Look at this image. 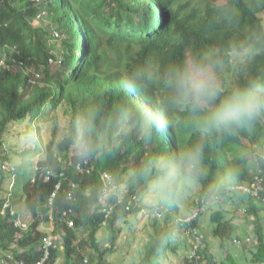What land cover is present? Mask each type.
I'll use <instances>...</instances> for the list:
<instances>
[{"label": "trees", "instance_id": "obj_1", "mask_svg": "<svg viewBox=\"0 0 264 264\" xmlns=\"http://www.w3.org/2000/svg\"><path fill=\"white\" fill-rule=\"evenodd\" d=\"M262 12L264 0H197L195 4L191 0H0V58L4 57L6 62L0 67V259L7 264L37 262L43 256L45 239L59 233L61 239H52L44 264H55L60 254L61 264H107L106 252L97 241L100 229L106 225L110 230L109 242L113 247L122 231L118 221L129 215L137 216L140 209L147 207L142 200L147 192L145 183H128V174L153 156L179 152L203 139L204 175L199 186L184 196L187 211L206 206L205 201L213 198L215 201L206 208L210 211L207 228L200 221L203 212L190 226L191 234L192 231L199 234L200 245L191 255L189 225L173 221V209L178 203L170 204L163 209L164 223L154 217L150 240L138 252L140 260L143 264H160L168 252L175 255L181 252L183 264H264V159L255 156L256 161L249 164L244 156L231 155L242 144H248L252 153H264V119L228 135L203 132L194 126L196 116L188 110L186 101L175 98L167 80L171 67L192 60L203 61L210 54L218 62L217 75L225 91L250 79L264 78ZM44 19L49 25L43 24ZM57 30L62 36L54 38ZM248 46H253L257 53L249 52L250 60L237 68L236 85L227 84L224 73L233 64L232 55ZM13 59L23 65L16 66ZM136 69H144L151 78L142 81L135 93H129L121 81ZM36 73L43 76L37 78ZM120 105L131 106L141 117L145 113H158L165 126L152 128L150 138L145 139L133 122L115 140L116 147L111 153L106 151L108 137L98 142L89 157L94 165L89 175L75 171L69 159L73 146L67 135L73 122L92 108L99 110L101 119H110ZM58 110L66 119L60 137H56L55 126L52 139L44 145L37 125L31 126L32 157L27 149L23 150L25 157L16 164L12 177L10 202L1 195L4 180L11 176L3 168L5 163L12 162L5 147L6 133L17 129L26 119L46 120L51 112L59 122ZM28 128L29 124L23 127L26 133ZM19 134L15 132L16 137ZM13 153L19 156L20 152ZM37 153L44 156L37 158ZM72 159L74 162L80 158ZM251 166L261 172L262 189L257 195L241 190L221 194L219 189L211 193L230 168L238 171L235 184L251 183L253 175L248 173ZM47 169L56 172L50 179L44 177ZM102 171L118 175L125 189L122 201L107 199V205L111 206L107 219L97 202ZM33 176L35 182L31 181ZM59 182L60 188L56 189ZM135 194L138 198L133 202ZM7 200L10 205L4 207ZM21 202L33 217L26 229L15 225L19 211L13 207ZM228 206L248 213L252 233L241 228L236 235L238 225L225 216L224 207ZM105 219L107 223L103 224ZM69 220L73 226L68 225ZM40 222L53 223L52 232L41 230ZM87 229L86 240L78 232ZM206 231L226 251L220 262L210 251ZM246 234L249 241L245 245L232 244L234 238ZM59 245L62 250H58ZM86 248L94 249L93 259L82 253Z\"/></svg>", "mask_w": 264, "mask_h": 264}, {"label": "clouds", "instance_id": "obj_2", "mask_svg": "<svg viewBox=\"0 0 264 264\" xmlns=\"http://www.w3.org/2000/svg\"><path fill=\"white\" fill-rule=\"evenodd\" d=\"M252 49L253 46H248L242 48L241 51H235V54L232 55L233 64L229 66L227 72L224 73L225 82H227V84L232 81L230 78L234 77V82L231 83L236 85L237 68L245 66L244 64L250 60L247 59L249 52L253 54L257 53ZM74 50L76 51V49ZM238 55H241L244 60L235 64L234 57ZM13 62H15V65L18 67L23 65V62L20 60L13 59ZM4 64H6L5 58L1 57L0 67ZM217 71L218 62L213 59L212 54H210L206 60H192L169 69L167 75L169 87L174 92L175 98L186 101L188 110L196 116L194 126L201 129L203 132L228 135L235 132L238 128L252 126L264 119V78H253L242 86H237L231 90L225 91L223 88V81H219ZM150 78L151 74L144 69H136L125 75L121 81V85L127 92L135 93L142 81ZM133 122H135L136 127L140 130L145 139L150 138L152 128H163L165 126V122L158 113H145L141 117L138 111L129 105L118 106L110 119L107 120L101 119L99 110L92 108L74 121L67 133L76 156L80 158L73 162V155L69 154L70 164L74 170L80 174L89 175L94 166L89 157L94 154L98 142L108 137L110 143L106 151L111 153L116 147L115 140L123 136L127 130V126ZM204 152V140L197 139L179 152H165L145 160L127 176L128 183L143 181L146 185V194L149 199L156 202L154 205H151V210H146L149 212L150 216H157V218L163 217L164 213L160 208H157L158 205H164L165 207V205H177L178 203V207L174 208L176 205L172 207L175 213L173 221L178 225H189L187 236L189 237L190 244L191 239H193V250L192 253H190L191 255L195 254L194 251L198 248L201 241L198 233L192 231L193 234H191L190 226L200 212H208L206 208L211 203L215 202L214 198L211 199V201H205L206 206L195 207L192 211H187L186 206H184V196L199 183L204 175ZM255 156L264 159V153H252L253 162L256 161ZM78 163L81 164V169L77 168ZM6 164L12 165L15 170V166L11 162L5 163L4 165ZM260 174V170L255 168L252 172L253 176L251 183L244 181L240 184H235L238 171L234 168H230L218 179L210 191L215 194L217 189H219L222 194L225 191L241 190L243 193L257 195L262 189V178ZM63 177L64 176H62V178ZM33 178H35V176H33L32 179ZM100 180L101 188L97 193L99 196L97 202L102 206L101 210L105 212V218L107 219L111 210V206L107 205V199L117 198L116 203L122 201L125 189L121 184L120 177L118 175L112 176L107 171L100 172ZM73 184L74 183L71 184L72 188L75 187V184L74 186ZM11 185H13V180ZM146 194H144L142 198ZM137 198L135 194L132 197L133 202ZM215 198L219 199L220 196H216ZM179 202L183 204L184 215L178 213L180 209ZM108 207H110V210ZM146 208L140 209L139 213ZM64 213L65 212H63V214ZM106 219L103 220V224L107 223ZM69 221L68 225L73 226V221L72 225L69 224ZM27 227L28 225L23 229ZM54 234L59 235V239L57 240L61 239L59 233ZM217 241L219 244L218 239ZM248 241L249 238L246 234L241 238H234L232 244L235 246L245 245Z\"/></svg>", "mask_w": 264, "mask_h": 264}, {"label": "rangeland", "instance_id": "obj_3", "mask_svg": "<svg viewBox=\"0 0 264 264\" xmlns=\"http://www.w3.org/2000/svg\"><path fill=\"white\" fill-rule=\"evenodd\" d=\"M194 4L197 2V0H191ZM223 1V0H221ZM262 19L264 23V12H262ZM44 25H49L47 20H42ZM53 31L56 32L54 29ZM58 31V30H57ZM62 36L60 32L58 31L57 36L55 35L54 38H58ZM59 43L62 42L60 39L58 41ZM76 51L74 50V54ZM244 60L241 55H238L237 57H234V62L235 64H238L240 61ZM37 78H41L43 75L39 74L37 75ZM232 83L234 82V77L230 78ZM229 79V80H230ZM228 80V81H229ZM233 87V86H232ZM60 117L61 120L57 122L55 119H53L54 112L50 113V116L45 117L47 118L46 120H35L33 122H30L28 119L22 124L19 125L17 129L14 131H11L9 133H6L8 136V141L5 142V147L7 148L8 152L10 153L11 156V163L16 166V164H20L21 160L25 157V154L23 152L24 149L28 150V155L29 157H32L33 153V142H32V131L33 129L31 128L32 125H37L39 131H40V136L42 139V142L44 145H46L53 137V129L56 126L57 127V132H56V137H60V135L63 132V127L65 126L66 119L63 118L62 112L58 110L57 113ZM29 122V123H27ZM25 124H29V132L26 133L23 129ZM23 130H22V129ZM36 130V129H35ZM128 130V129H127ZM127 130L125 132H127ZM18 131V134L20 136H15V132ZM37 132V131H36ZM18 151L19 156L15 155L13 152ZM69 154L76 156V153L74 152L73 149L69 151ZM237 154L238 156L243 155L245 160H247V163L252 164L253 162V157H252V151L249 149L248 144H242L236 147V151L233 152L231 155ZM44 154L37 153L35 157L37 158H42ZM251 170L248 171V173L253 172V167L251 166ZM12 176L9 175L7 177L3 184H2V189H1V195L5 198H9L11 202V190H12ZM199 186V183L197 184ZM8 192V194H7ZM191 195V193L189 194ZM144 203L146 204L147 208L143 210L141 215H129L126 218H122L120 221H118L117 225L120 227L122 230L121 233L117 236V239L114 242V246L111 247L110 244V230L107 228L106 225H104L100 231L97 234V241L100 243V249H103L106 252L105 258L107 261V264H132V263H137V264H143V262L140 260V256L138 254L139 250H143L142 247L147 244V242L150 240L151 232H152V223L154 221V217L149 215V212L146 211L151 210L149 207L150 205H154L156 202L149 199L148 195L146 194L144 197ZM143 200V199H142ZM180 209L178 211L179 214L184 215L185 212L183 210V204L182 202H179ZM166 206V205H165ZM185 206V205H184ZM157 208H160L163 211L164 205H158ZM14 210L19 211V217L18 219L21 220L22 224L24 225H30V223L33 220L32 213L25 207L23 202L17 204V206L13 207ZM223 209V208H222ZM225 210V216L227 219H229L233 224L238 225L239 230L236 231V235L240 234L241 228H245L246 230L250 231L252 233V224L248 222V213L244 212L243 210H238L235 211L233 207H224ZM164 213V211H163ZM161 216V215H160ZM209 216H210V211L204 212L200 221L201 224L203 225V228H207L209 224ZM172 216H168V221H171ZM160 222L164 223L165 220V215L164 218L161 220V218H158ZM262 221L264 222V215L262 216ZM264 227V226H263ZM39 228L47 233L52 232L53 229V223H47L46 222H40ZM89 229L85 231H79L78 234L81 237H85L87 240V232ZM49 235V234H48ZM206 235L208 237V240L210 242V251L211 253L215 256L216 260L218 262L222 261L226 255V251L224 249H220L218 241L215 237H213L210 233L206 231ZM193 239H191V247L189 248V252L192 253L193 246L192 243ZM89 246V244L87 245ZM253 248V246H252ZM63 247L62 245H59L58 250H62ZM113 250L112 252L109 250ZM86 252V253H84ZM82 253L88 257L89 259H93V254H94V249L93 248H86L85 250L82 251ZM183 258V253L179 252L178 254H172L171 252L167 253V258L160 260V264H183L182 261ZM62 254H60V257L57 258L55 264H61L62 263ZM243 264H248V263H243ZM258 264V263H255Z\"/></svg>", "mask_w": 264, "mask_h": 264}, {"label": "built area", "instance_id": "obj_4", "mask_svg": "<svg viewBox=\"0 0 264 264\" xmlns=\"http://www.w3.org/2000/svg\"><path fill=\"white\" fill-rule=\"evenodd\" d=\"M3 168L6 169L8 172H10V174H12V176H14V167L12 165L6 164V165H3ZM77 168L81 169L80 163L77 164ZM55 174H56L55 171L47 169L45 171L44 177H45V179H50ZM60 176L62 177L63 173H61ZM32 181L34 182L35 178H33ZM60 184H61V182L57 183L56 189L60 188ZM73 186H74V184H73ZM54 195H55V193L52 194V197ZM68 197L72 198V194L69 193ZM7 205H10L9 200L6 201V203L4 204V207H7ZM15 224L18 226H21L22 228L26 227V225L22 224V222L19 219L16 220ZM69 224L72 225V221H69ZM52 239H56V240L59 239V235L58 234L50 235L47 239H45L44 245H43V256L37 262H31L29 264H44L45 263V261L47 260V258L49 256L48 250H49V247L52 245ZM0 264H7V262L5 259H0ZM21 264H24V263H21Z\"/></svg>", "mask_w": 264, "mask_h": 264}]
</instances>
